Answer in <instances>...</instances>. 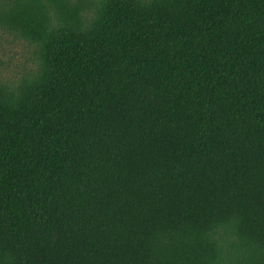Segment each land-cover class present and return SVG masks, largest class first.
Masks as SVG:
<instances>
[{
  "label": "trees",
  "instance_id": "trees-1",
  "mask_svg": "<svg viewBox=\"0 0 264 264\" xmlns=\"http://www.w3.org/2000/svg\"><path fill=\"white\" fill-rule=\"evenodd\" d=\"M39 70L0 85V264H264V0H0Z\"/></svg>",
  "mask_w": 264,
  "mask_h": 264
},
{
  "label": "rangeland",
  "instance_id": "rangeland-1",
  "mask_svg": "<svg viewBox=\"0 0 264 264\" xmlns=\"http://www.w3.org/2000/svg\"><path fill=\"white\" fill-rule=\"evenodd\" d=\"M38 70L36 45L0 28V85L12 87Z\"/></svg>",
  "mask_w": 264,
  "mask_h": 264
}]
</instances>
